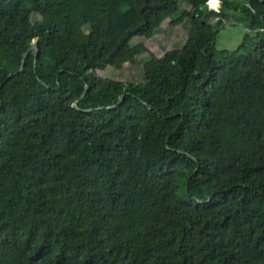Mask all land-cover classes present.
I'll list each match as a JSON object with an SVG mask.
<instances>
[{"label":"trees","instance_id":"obj_1","mask_svg":"<svg viewBox=\"0 0 264 264\" xmlns=\"http://www.w3.org/2000/svg\"><path fill=\"white\" fill-rule=\"evenodd\" d=\"M210 1L0 0V264H264V0ZM179 12L168 86L94 73Z\"/></svg>","mask_w":264,"mask_h":264},{"label":"rangeland","instance_id":"obj_2","mask_svg":"<svg viewBox=\"0 0 264 264\" xmlns=\"http://www.w3.org/2000/svg\"><path fill=\"white\" fill-rule=\"evenodd\" d=\"M181 9H188L185 0H178ZM209 8L219 11L210 5ZM171 17L164 22L153 38L135 37L132 39V45H141L143 51L136 57L135 62L130 64L117 61L112 66L104 69H95V74L116 82H142L149 83L156 87L168 86L170 76L168 72V63L179 53L182 44L185 42L189 31V22L184 20L179 26H173L180 15ZM33 22L39 20V15H32ZM215 20V19H214ZM231 21L219 34L217 49L233 51L241 43L245 28L242 25H234ZM232 24V25H231ZM61 30L65 36L72 42L75 52L89 51V34L91 29L85 26L80 30H75L68 24H63ZM264 121V120H263Z\"/></svg>","mask_w":264,"mask_h":264},{"label":"water","instance_id":"obj_3","mask_svg":"<svg viewBox=\"0 0 264 264\" xmlns=\"http://www.w3.org/2000/svg\"><path fill=\"white\" fill-rule=\"evenodd\" d=\"M32 50H33L34 53H35V62H34V63H35V65L37 64V61H38V58H39L40 51H39L38 46H37L36 44H34V45H32V46L27 50V52L24 54V56H23V61H22V66L20 67L19 72H23V69H24V62H25L26 58L28 57L29 53H30ZM10 77H12V74L10 75ZM88 89H89V86L86 85L85 90L87 91ZM124 96H125V94H122V95L119 97L118 103H117L115 106L108 107V109H116L119 105H121V104L123 103ZM79 101H80V100H78V101L74 104V108H75L76 110H78V111H83V110L79 107V105H78V104H79Z\"/></svg>","mask_w":264,"mask_h":264},{"label":"crops","instance_id":"obj_4","mask_svg":"<svg viewBox=\"0 0 264 264\" xmlns=\"http://www.w3.org/2000/svg\"><path fill=\"white\" fill-rule=\"evenodd\" d=\"M210 5H213L214 7L220 9V6H221V2L219 0H213V1H210ZM188 10V9H187ZM232 25V24H231ZM234 25H238L236 22L234 23Z\"/></svg>","mask_w":264,"mask_h":264}]
</instances>
